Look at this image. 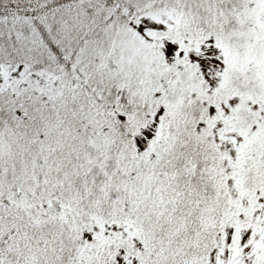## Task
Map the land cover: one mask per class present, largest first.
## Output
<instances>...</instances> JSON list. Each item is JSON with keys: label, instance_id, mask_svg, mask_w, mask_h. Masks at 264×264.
I'll return each mask as SVG.
<instances>
[{"label": "snow or ice", "instance_id": "6c2138e0", "mask_svg": "<svg viewBox=\"0 0 264 264\" xmlns=\"http://www.w3.org/2000/svg\"><path fill=\"white\" fill-rule=\"evenodd\" d=\"M0 264H264V0H0Z\"/></svg>", "mask_w": 264, "mask_h": 264}]
</instances>
